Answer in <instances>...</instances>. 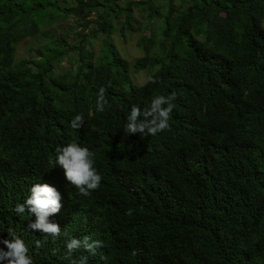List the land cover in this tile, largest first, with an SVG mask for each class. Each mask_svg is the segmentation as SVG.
<instances>
[{
	"label": "trees",
	"instance_id": "1",
	"mask_svg": "<svg viewBox=\"0 0 264 264\" xmlns=\"http://www.w3.org/2000/svg\"><path fill=\"white\" fill-rule=\"evenodd\" d=\"M60 1L0 0V239L11 228L33 264L81 256L87 264H264V0ZM134 9L151 30L131 67L148 73L141 86L111 41L96 61L89 49L98 34L109 39L122 15L120 31H136ZM69 17L81 27L77 46L41 31ZM36 36L47 41L16 62L17 44ZM101 86L110 106L97 112ZM171 93L170 130L123 132L132 105L143 111ZM77 114L78 130L70 126ZM73 141L95 153L102 177L89 196L51 163L55 148ZM37 183L60 193L61 208L49 217L59 238L26 230L36 217L14 211ZM65 231L103 246L66 259Z\"/></svg>",
	"mask_w": 264,
	"mask_h": 264
},
{
	"label": "clouds",
	"instance_id": "2",
	"mask_svg": "<svg viewBox=\"0 0 264 264\" xmlns=\"http://www.w3.org/2000/svg\"><path fill=\"white\" fill-rule=\"evenodd\" d=\"M149 82L156 83L154 78H149ZM106 88L101 86L98 90L95 108L97 112H104L108 101L106 99ZM176 99V94L171 93L167 96H154L150 105L141 111L137 105H132L130 113L126 117V123L123 127V132L127 135L139 133L141 136H156L158 133L170 130L169 120L171 113L175 107L173 101ZM142 117V118H141ZM84 125V117L82 114H77L70 122L72 129H80ZM95 153L89 148L81 146L73 141L64 146L55 148V160L51 161L54 167L59 166L64 173L68 183L79 190L83 196H89L93 191L99 189L102 180L94 167ZM60 193L52 186L44 183H37L30 188V195L21 204L15 206V213L23 215L26 211L30 215L36 217L35 221H30L26 225V230H39L45 237L51 236L54 239L61 236V228L58 223L50 222L49 217L57 214L61 208ZM133 210L129 209L126 215L131 216ZM65 237L69 234L65 231ZM8 239H0V244L5 248H0V264H33L32 258L28 255V247L24 240L16 235L9 228ZM36 247H41L42 243L37 240ZM66 256L68 259L73 252L84 249L92 255H96V249L102 247L99 240H90L88 236L83 239L69 237L66 241ZM56 250H53L55 254ZM138 253L134 249L131 255L136 256ZM87 256H81L78 260L72 261L71 264H87ZM101 259L107 261V257L101 255Z\"/></svg>",
	"mask_w": 264,
	"mask_h": 264
},
{
	"label": "rangeland",
	"instance_id": "3",
	"mask_svg": "<svg viewBox=\"0 0 264 264\" xmlns=\"http://www.w3.org/2000/svg\"><path fill=\"white\" fill-rule=\"evenodd\" d=\"M120 6H122L120 2H118ZM155 5L161 4L160 0H154ZM59 6L63 7H72L74 6V0H62L59 3ZM164 11V9L162 10ZM146 13L141 14V11L138 9H134L133 11V17L135 21V28L136 31L130 33L129 31H125L122 33L120 31L121 24L124 23L125 16L122 15L119 17V19L114 20L113 19V32L110 34L109 39H107V36L105 34H98L94 39L90 41L89 49L93 53L94 61H96L99 57L103 55L102 48L104 47V44L109 40L112 43L113 48L116 50L118 55L127 62L129 73L132 79V82L135 85L141 86L143 85L149 75L147 72L139 71L135 72L131 67L134 62V60L141 58L143 56L142 48L137 47V42L140 37H149L151 34L150 27L146 28V24L148 23V20L146 19ZM95 19V18H90ZM76 19L69 17L67 20H63L62 22H53L50 24L48 28H41V31H48L51 29L55 36L60 35L66 42V44L69 47H75L77 46L78 38L77 35L78 32L81 31V27L77 25ZM154 24V32H156V29L160 22H155ZM92 27V26H91ZM90 27V28H91ZM90 28H87L85 30L86 33L90 32ZM160 38V37H159ZM47 41L46 38H43L42 36H36L34 38H26L20 43L17 44L15 49V55L14 59L15 61H20L22 59H31L37 50V48L41 47L43 43ZM158 49V46H156ZM155 49H153L154 51ZM75 53V52H74ZM74 53L71 52L70 55H73ZM75 60H73L74 62ZM64 65H68V62L64 63ZM76 64H70L69 67H71V71L73 72L75 70ZM58 76H66V80L72 79L71 74H66L62 70L56 71Z\"/></svg>",
	"mask_w": 264,
	"mask_h": 264
}]
</instances>
